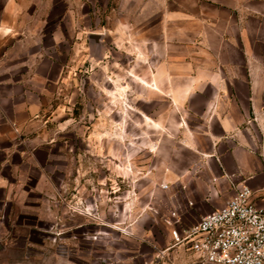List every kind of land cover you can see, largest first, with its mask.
I'll return each instance as SVG.
<instances>
[{"label": "rangeland", "instance_id": "obj_1", "mask_svg": "<svg viewBox=\"0 0 264 264\" xmlns=\"http://www.w3.org/2000/svg\"><path fill=\"white\" fill-rule=\"evenodd\" d=\"M163 2L0 0V17L43 22L49 47L39 82L15 96L27 106L0 99V264L174 262L175 156L149 80Z\"/></svg>", "mask_w": 264, "mask_h": 264}, {"label": "crops", "instance_id": "obj_2", "mask_svg": "<svg viewBox=\"0 0 264 264\" xmlns=\"http://www.w3.org/2000/svg\"><path fill=\"white\" fill-rule=\"evenodd\" d=\"M159 11L165 51L149 80L175 156L165 177L171 212L194 224L234 186L264 207V0H164ZM8 16L0 17V99L23 107L15 96L39 82L47 32L41 21ZM173 254L172 264L191 261L182 248Z\"/></svg>", "mask_w": 264, "mask_h": 264}, {"label": "built area", "instance_id": "obj_3", "mask_svg": "<svg viewBox=\"0 0 264 264\" xmlns=\"http://www.w3.org/2000/svg\"><path fill=\"white\" fill-rule=\"evenodd\" d=\"M168 218L173 245L191 254L189 264H264V207L247 186H234L222 207L194 224L175 211Z\"/></svg>", "mask_w": 264, "mask_h": 264}, {"label": "water", "instance_id": "obj_4", "mask_svg": "<svg viewBox=\"0 0 264 264\" xmlns=\"http://www.w3.org/2000/svg\"><path fill=\"white\" fill-rule=\"evenodd\" d=\"M88 39L90 42H93L95 44H99L100 40H101V35L99 34H91L90 36H88Z\"/></svg>", "mask_w": 264, "mask_h": 264}]
</instances>
